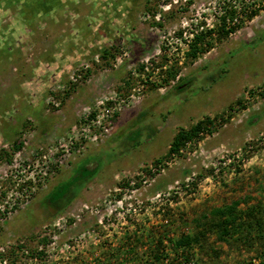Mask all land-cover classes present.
<instances>
[{
    "label": "rangeland",
    "instance_id": "374dc122",
    "mask_svg": "<svg viewBox=\"0 0 264 264\" xmlns=\"http://www.w3.org/2000/svg\"><path fill=\"white\" fill-rule=\"evenodd\" d=\"M232 201L264 210V0H0V264H264Z\"/></svg>",
    "mask_w": 264,
    "mask_h": 264
},
{
    "label": "trees",
    "instance_id": "16d2710c",
    "mask_svg": "<svg viewBox=\"0 0 264 264\" xmlns=\"http://www.w3.org/2000/svg\"><path fill=\"white\" fill-rule=\"evenodd\" d=\"M229 12L231 14L235 13V9L230 8ZM233 17V16H232ZM224 19L221 20V23L218 24L217 29L215 28H204L201 29L200 31H196L193 33L192 37L190 38V41L188 43V53L190 55L195 56L197 52L206 50L207 46L210 45L208 41H204L207 36L212 35L213 31L222 32L224 31L225 33L234 30L235 25H232L226 29L223 23ZM221 30V31H219ZM205 42V43H204ZM107 52V49H104V54ZM190 82L189 80L183 79L181 80L177 87L180 88L183 85H186L187 83ZM213 122L212 118L209 116H206L200 120H198L195 124L191 125L189 128H183L180 127L173 135L171 142L168 147L167 155L169 154H175L178 153L180 148L189 140L194 139L195 137H198L201 131L205 132H211L209 125ZM86 160H81V163H77V169L80 168V171L86 170L88 166L94 165V162H90V164L85 165L87 162ZM94 168H89L88 173L84 174L81 176L80 179L85 180L88 177H90L95 171H96V166H93ZM86 168V169H85ZM80 174V173H78ZM82 175V174H80ZM78 178V176L76 177ZM69 179L63 183V188L62 186L59 187L58 189L55 190V187L50 191V193L55 190V198L49 199L50 202L55 201L59 198H62L65 194H67L71 188L75 185V183L79 179ZM81 180V181H82ZM80 181V180H79ZM60 184V183H59ZM238 202L237 201H232L228 204L221 205L218 207H215L212 209L211 213L215 217L214 219V225L215 230L217 231L219 237L221 236L222 238H226V236L232 235L233 233L239 231L242 229L243 226H246L248 228H254V226H258V229L261 230L262 228L264 229L263 226V213L264 210L262 208H257V207H251L248 209V211H245L242 213L241 210L238 209L237 207ZM262 229V230H263ZM192 240H198L197 237H193L192 235L185 234L184 236H181L178 238L176 241V244L179 246H187Z\"/></svg>",
    "mask_w": 264,
    "mask_h": 264
},
{
    "label": "crops",
    "instance_id": "0c3cea01",
    "mask_svg": "<svg viewBox=\"0 0 264 264\" xmlns=\"http://www.w3.org/2000/svg\"><path fill=\"white\" fill-rule=\"evenodd\" d=\"M80 162V161H79Z\"/></svg>",
    "mask_w": 264,
    "mask_h": 264
}]
</instances>
